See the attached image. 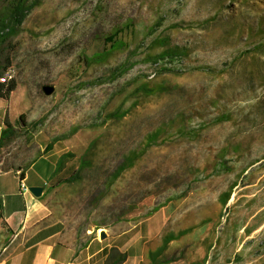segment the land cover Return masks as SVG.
<instances>
[{
	"label": "rangeland",
	"instance_id": "1",
	"mask_svg": "<svg viewBox=\"0 0 264 264\" xmlns=\"http://www.w3.org/2000/svg\"><path fill=\"white\" fill-rule=\"evenodd\" d=\"M159 20L162 26L149 35ZM172 23L184 28L169 29ZM115 29L123 41L134 40V52L127 71L110 80L107 69L125 63V50L102 64L91 60ZM156 36L189 48L174 61L176 73L154 74L143 61L145 44ZM10 49L16 87L0 99V115L15 122L16 135L5 152L40 133L45 153L73 155L62 159L68 168L61 177L81 157L88 162L79 179L45 202L68 229H78L80 245L89 230L103 247L93 264H112L119 255L116 264H151L149 253L164 237L186 229L191 232L168 243L157 261L264 264V0H41ZM195 66L203 71L188 70ZM141 85L166 90L142 96ZM43 86L53 91L45 95ZM120 105L126 116L106 120ZM222 113L229 120L215 123ZM172 119L196 136L165 133L109 183L124 157ZM221 160L224 171L217 169ZM233 183L222 207L218 196ZM154 207L160 208L151 213Z\"/></svg>",
	"mask_w": 264,
	"mask_h": 264
},
{
	"label": "crops",
	"instance_id": "2",
	"mask_svg": "<svg viewBox=\"0 0 264 264\" xmlns=\"http://www.w3.org/2000/svg\"><path fill=\"white\" fill-rule=\"evenodd\" d=\"M3 110L0 104V111ZM5 117L6 114L0 115V135ZM9 124L16 128L15 122ZM28 140L29 144L15 152H5V145L0 146V264H93L103 247L87 234L90 231L85 232V241L80 245L76 233L56 219L46 198H34L27 190L42 187L44 193L45 188L68 178L71 174L61 177L68 168L66 159L64 166L58 168L66 152L57 158L45 153V140L40 133ZM51 158V165H39Z\"/></svg>",
	"mask_w": 264,
	"mask_h": 264
},
{
	"label": "trees",
	"instance_id": "3",
	"mask_svg": "<svg viewBox=\"0 0 264 264\" xmlns=\"http://www.w3.org/2000/svg\"><path fill=\"white\" fill-rule=\"evenodd\" d=\"M41 4V0H0V78H4V73L10 70L14 66V61L12 59L10 44L14 38H16L19 33L21 32L22 26L31 12L39 7ZM162 26L161 20L156 21L155 25L153 26L154 29L149 31V35H151L154 31H156L159 27ZM183 23H172L168 26L169 29H177V28H184ZM131 25L126 24L123 29V33L130 29ZM121 29H115L111 34L106 36L103 40L104 48L101 53L94 55L93 59L91 60L92 64H102L106 61L114 52L125 50L127 57L126 61L123 64H119L116 67L107 69V77L110 80H115L116 77L121 75L124 71H127V63L131 57V54L134 52V48L132 44L134 40L132 39L129 41H123L121 37ZM253 34L251 33L250 36ZM142 42L138 43V48L141 46ZM145 44V43H143ZM140 45V46H139ZM146 53L143 57V61L152 68L154 74H162V73H176V67L174 66V61L184 59L188 55L189 48L186 46H178L172 45L169 41V38L166 36H156L154 37L149 43L145 44ZM259 50V49H257ZM130 54V55H129ZM200 70L203 71L202 67L195 66L189 67L188 70ZM206 72H213L209 69H204ZM219 72H222L221 70ZM16 82L14 79H10L4 83L0 81V99L1 100H8L10 94L15 90ZM137 92H141L142 96H150L153 94H162L166 87L162 85H156L154 88H148L144 85L137 87ZM133 103L131 104V106ZM127 114L126 110H123L121 105L113 109L111 112L105 115L106 120L108 121H118L125 117ZM23 118L24 115H20L18 118V123L23 126ZM229 120L228 115L222 113L221 115L214 117L213 121L215 123H221L223 121ZM4 130L1 132L0 135V146L9 144L12 139L15 137V131L13 127L8 123L7 120L4 121ZM170 130H168V127ZM167 125H162L154 130V132L146 135L145 141L143 145L137 150L130 151L123 159L122 163L118 165V167L110 174L109 183L115 181L122 172L125 170L130 169L134 162L138 160L140 157L144 155V153L148 150L152 144L156 143L163 135L167 132H173L177 136L182 138H193L196 136L195 131L192 129H188L185 127L184 122L176 123L175 120H169ZM59 138H54L52 140H58ZM92 145H88L87 151L91 149ZM47 148V146H46ZM237 152V150H235ZM86 154V153H85ZM73 155L70 153L63 154L60 162L58 163V168H62L63 165V158L72 157ZM82 162L77 165L75 171L65 179L58 180L57 183L49 187L40 198L47 197L49 193H53L57 190L60 186L64 184H70L74 180L79 179L78 172L88 167V162L85 161L81 157ZM225 163L223 160L220 161L218 164L217 169L225 170L224 166ZM236 186V184H232L226 191L222 192L218 196V201L222 207H225L228 200L230 199L232 189ZM160 207H154L151 210L155 212ZM96 230L101 228V225H95ZM77 235L78 229L76 228L74 231ZM191 232V229H186L180 231L176 236L167 235L164 237L163 243L160 247H158L155 253H149V259L151 264H162V261H157V258L163 253L166 248V245L171 241L177 240L181 238L183 235H186ZM124 256L119 255L118 259H115L112 264H116L123 261ZM192 264H203L200 263H192Z\"/></svg>",
	"mask_w": 264,
	"mask_h": 264
},
{
	"label": "water",
	"instance_id": "4",
	"mask_svg": "<svg viewBox=\"0 0 264 264\" xmlns=\"http://www.w3.org/2000/svg\"><path fill=\"white\" fill-rule=\"evenodd\" d=\"M52 91H53V87L52 86H43L42 87V92L45 95H49ZM27 190L34 198L41 197L42 193H43V188L42 187H29ZM104 237H105V234L102 233L100 238H104Z\"/></svg>",
	"mask_w": 264,
	"mask_h": 264
},
{
	"label": "built area",
	"instance_id": "5",
	"mask_svg": "<svg viewBox=\"0 0 264 264\" xmlns=\"http://www.w3.org/2000/svg\"><path fill=\"white\" fill-rule=\"evenodd\" d=\"M12 78V72L10 70L4 73V78H2V83L10 80Z\"/></svg>",
	"mask_w": 264,
	"mask_h": 264
},
{
	"label": "bare ground",
	"instance_id": "6",
	"mask_svg": "<svg viewBox=\"0 0 264 264\" xmlns=\"http://www.w3.org/2000/svg\"><path fill=\"white\" fill-rule=\"evenodd\" d=\"M0 81L2 82V78H0ZM100 231H101V230H97V231H95V232H96V234H98V233H100ZM102 233H103V232L100 233V237H101Z\"/></svg>",
	"mask_w": 264,
	"mask_h": 264
}]
</instances>
